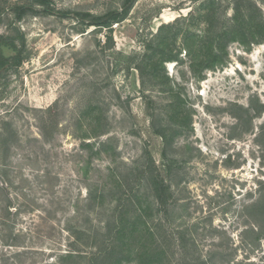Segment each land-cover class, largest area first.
<instances>
[{
	"label": "rangeland",
	"instance_id": "obj_1",
	"mask_svg": "<svg viewBox=\"0 0 264 264\" xmlns=\"http://www.w3.org/2000/svg\"><path fill=\"white\" fill-rule=\"evenodd\" d=\"M53 1L64 11L103 15L124 0ZM232 1L137 0L113 26L112 40L107 29L72 18L30 15L18 24L30 57L0 78V185L7 191L0 192V220L6 199L13 202L0 221V264L56 263L70 250L67 227L106 223L114 201L108 195L104 206L92 207L89 185L113 183L110 168L124 175L147 162L146 151L163 163L152 117L169 124L177 94L192 128L167 157L177 165L175 210L155 216L163 218L165 236L183 238L168 242L169 264H264V209H246L264 196V43H230L224 65L200 74L187 57L208 38L209 21L218 29L228 24ZM251 1L264 16V0ZM12 21L7 13L0 33L8 34ZM170 54L180 61L159 62ZM98 117L107 132L83 138ZM83 141H110L88 176Z\"/></svg>",
	"mask_w": 264,
	"mask_h": 264
},
{
	"label": "trees",
	"instance_id": "obj_2",
	"mask_svg": "<svg viewBox=\"0 0 264 264\" xmlns=\"http://www.w3.org/2000/svg\"><path fill=\"white\" fill-rule=\"evenodd\" d=\"M136 1L124 0L120 8L103 15H93L58 9L53 0H19L14 4L0 0V22L7 13L13 15L9 33H0V78L4 72L23 66L30 57L26 34L18 25L26 17L35 15L72 18L86 28L107 29L110 33L109 40H112L113 26L128 18ZM232 2L233 17L227 21L228 24L218 29L212 21H209L208 38L201 41L197 51L188 49L190 68L195 74L223 66L230 43L239 42L247 48L264 43V16L261 9L251 0H233ZM213 12V16L216 15V10ZM173 27L174 24L163 25L161 31ZM161 56H164V53ZM165 58L163 57L159 62L162 64L164 61H180L178 55L170 54ZM182 103L183 100L177 94L169 105L172 109L169 124L159 126L158 120L152 117L153 131L161 138L163 144V163L158 165L151 157V153L146 151L141 159L146 158L147 162L137 165L136 168L130 167L124 175L119 172L118 167L110 168L111 175L115 176L113 183L89 185L87 201L92 207L104 206L108 195L114 201L108 208V220L95 229L84 228V224L82 226L71 224L67 227L71 234L70 250L59 253L58 261L51 264H169L172 261L174 255H171L169 251L171 246L168 242L174 241L178 244L183 238L177 236L179 232L165 236L163 218L156 219L155 216H168L175 210V189L171 176L176 171L177 165L176 160L170 163L167 157L170 149L173 150L175 139L182 132L192 128L191 117L181 112ZM51 111L52 108H49L44 113H51ZM79 122H82L81 118ZM105 122L104 117L91 118L83 138H99L104 135L107 132ZM43 127V135L46 138L47 130L52 125ZM5 142L8 143L9 139L7 138ZM109 143L110 141L96 145L83 141L81 144L83 151L80 155L83 156V152L89 153L83 166L86 169V176L90 174L92 160L108 152L106 147ZM166 160L169 162L168 165L165 164ZM140 161L142 160L138 163ZM135 174L137 180L133 182L131 178ZM4 191L6 189L0 185V192L5 194ZM260 199L246 209H264V196ZM12 208V200L6 199L2 208L3 218L0 221L12 214ZM8 238L10 241L7 242L10 245L9 242L13 238L7 236ZM86 248L91 250L87 255L83 254L85 253L83 249ZM88 258L90 259L87 260Z\"/></svg>",
	"mask_w": 264,
	"mask_h": 264
}]
</instances>
